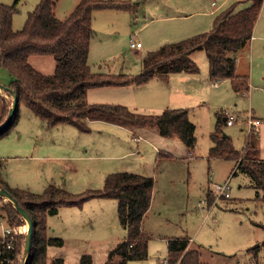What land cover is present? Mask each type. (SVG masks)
<instances>
[{"label":"rangeland","instance_id":"rangeland-1","mask_svg":"<svg viewBox=\"0 0 264 264\" xmlns=\"http://www.w3.org/2000/svg\"><path fill=\"white\" fill-rule=\"evenodd\" d=\"M14 1L0 0V3ZM37 1L18 0L17 11L12 16L14 30L23 26L27 12ZM132 1L131 11L93 10V37L88 51V63L93 71L137 73L140 60L148 50L210 29L216 15L230 6L235 9L246 6L239 0ZM77 2L57 0L55 15L64 18ZM160 31H163V41L158 39ZM130 37L143 46L130 48ZM192 58L199 67L192 85L196 96L190 101H178V104L188 105L189 117L195 125L192 148L176 136L160 135L156 126L124 120L89 118L88 132H81L71 124L45 128L20 103L17 123L8 135L0 138L5 178L11 186L35 192L48 183L80 192L101 187L109 172H140L154 179L150 206L142 220V228L150 238L147 257L128 261V264H164L166 240L173 237L188 238L189 248L199 250L202 264H264V246L261 245L264 241V201L257 197L250 178L234 168L235 159L208 158L212 144L209 134L214 128L216 112L235 116L234 124H224L223 130L238 150L244 146L250 116L264 120V0L249 43L237 52L235 71L248 75L246 93H235L229 79L218 80L215 84L210 80L204 50H194ZM9 80L7 70L0 68V81L7 83ZM150 85L92 87L86 99L90 103H120L142 113H156L158 104L147 94ZM0 94L10 106V94L1 88ZM257 129V156L264 158V121ZM233 169L234 174L231 173ZM225 181L229 184V197L213 190L216 183ZM207 192L211 204L206 202ZM103 201L106 230L113 239L125 236L116 200ZM7 202L0 196V238H8L16 251L14 264H20L27 224L19 214L9 217L3 209ZM66 208L60 207L58 214L47 217V235L63 239L62 245L53 246L59 252H66L61 264H81L77 252L90 248L91 227L82 222L80 216L76 222L68 218ZM93 217L96 220L98 216ZM39 230L41 234L45 232ZM70 234L77 236L75 241ZM108 244L104 242L105 246ZM257 244L261 246L256 254L248 251ZM86 253L91 254L92 264L103 263L102 253ZM46 254L47 264H52V245L47 246Z\"/></svg>","mask_w":264,"mask_h":264},{"label":"trees","instance_id":"trees-1","mask_svg":"<svg viewBox=\"0 0 264 264\" xmlns=\"http://www.w3.org/2000/svg\"><path fill=\"white\" fill-rule=\"evenodd\" d=\"M56 1L38 0L33 9L27 12L23 26L17 30L12 28V16L17 11L18 0L12 4L0 3V68H5L10 76L7 83H0L17 97L14 116L0 131V138L8 135L17 123L18 107L23 103L45 128L71 124L81 132H88L89 118L124 120L156 126L160 135L176 136L192 148L195 125L187 108L167 107L156 113H142L120 103H90L86 94L92 87L140 86L154 76L167 80L172 73L195 74L199 67L191 54L198 49L205 51L208 76L212 82L229 79L235 93L242 94L249 90L248 75L235 71L236 58L237 52L252 37L263 0H249L250 4L241 9L230 6L216 15L210 29L148 50L140 60V70L134 74L95 72L88 63L89 44L93 37V10L113 8L131 11L134 7L132 0H78L62 19L55 15ZM32 54L52 55L54 71L43 74L36 70L28 61ZM9 107L0 94V122L6 117ZM224 124L225 115L221 111L216 112L214 128L209 134L212 144L208 149V158L235 159L234 168L250 178L257 197L264 201V158L257 156L258 129L247 131L244 146L238 150L230 136L223 135ZM4 163L0 158V187L5 188L26 209L33 222L32 246L26 264H47V246L63 244L62 238L47 235V217L57 214L61 206L80 207L92 198L115 199L119 222L125 230L124 239L108 251L104 264H108L123 247L126 248V260L121 264L147 257L150 236L143 230L142 220L151 202L152 176L121 170L107 173L102 186L98 188L71 192L60 185L48 183L41 191L35 192L11 186L3 174ZM234 170L232 174L236 172ZM206 202L212 203L208 192ZM3 209L11 218L19 214L10 202ZM40 228L45 232L41 234ZM8 241V238H0V264H14L16 251ZM166 245L164 264H202L199 250L189 248L188 238H167ZM261 245L264 246V241ZM261 245H254L248 251L256 254ZM62 262L61 257H56L51 263ZM91 262L90 254H81V264Z\"/></svg>","mask_w":264,"mask_h":264},{"label":"crops","instance_id":"crops-1","mask_svg":"<svg viewBox=\"0 0 264 264\" xmlns=\"http://www.w3.org/2000/svg\"><path fill=\"white\" fill-rule=\"evenodd\" d=\"M239 1L245 3L246 6L250 4L249 0H239ZM212 4H214V1L212 2ZM161 32L163 31L158 32L159 33L158 39H160L159 41H163L162 40L163 38H161ZM142 46L143 45L141 44V47ZM191 57H192V54H191ZM28 61L36 70L40 71L43 74H51L55 68V60L53 56L50 54H32L28 57ZM235 70H236V67H235ZM193 76L194 74L192 73L178 72V73L170 74L167 80H162L159 77L154 76L150 80L154 79L155 81L148 80L146 83H144V85L151 83V85L148 87L147 94L149 95V98H151L154 103L158 104L155 111L159 112L162 109L167 108V107L186 108L188 105L178 104L179 103L178 101H183V100L190 101L194 96H196V94L193 92L195 87L193 88L192 86L196 82V81H193L194 80ZM215 82L216 81H214V84ZM130 85H133V84H130ZM130 85H126V86H130ZM102 87H109V86H102ZM126 171H130V170H126ZM106 199L108 198H92L88 201H85L80 207L79 206H61V207H67L65 212L68 213L67 215L68 218H71V220L76 222L78 220V217L80 216V218L82 219V222L87 223L91 227L92 233L90 232L89 236L92 239V243L90 244L89 249L86 248L82 252H85V253L91 252L94 255L96 253H102V258H103L102 264L105 263L108 251L111 248H113L118 242L124 239L123 238L124 236L113 239L111 237V233H109L106 230L108 225L103 215V211L105 210H102L103 208L105 209L104 207L105 201L103 200H106ZM59 210H58V213H59ZM116 211H117V201H116ZM93 216H98V217L95 220ZM54 230L55 229L53 228V231ZM78 235L79 233H77V236ZM70 236L73 239V241H75V238H77V236L73 237V234H70ZM105 241L109 242L107 246L104 245ZM82 252H79V253L77 252V254L81 256V254H84ZM65 253L57 251V249L53 248L52 246V259L56 257H61L64 262L65 257H66ZM125 260H126V248L123 247L113 255L111 261H109L108 264H121L125 262ZM90 264H92V262ZM126 264H128V261L126 262Z\"/></svg>","mask_w":264,"mask_h":264},{"label":"water","instance_id":"water-1","mask_svg":"<svg viewBox=\"0 0 264 264\" xmlns=\"http://www.w3.org/2000/svg\"><path fill=\"white\" fill-rule=\"evenodd\" d=\"M0 87L4 91H6L8 94H10L12 98L7 115L3 119V121L0 122V131H2L11 122L14 116V113L17 108V97L14 94V92L8 87H6L4 84L0 83ZM223 135L226 136V133H223ZM0 196L4 197L12 204V206L16 209V211L25 220L27 224V230H26L24 245H23L22 260L20 262V264H26L30 256L31 246H32V236H33L32 219L30 215L28 214V212L26 211V209L20 206L17 200L5 188L0 187Z\"/></svg>","mask_w":264,"mask_h":264},{"label":"built area","instance_id":"built-area-1","mask_svg":"<svg viewBox=\"0 0 264 264\" xmlns=\"http://www.w3.org/2000/svg\"><path fill=\"white\" fill-rule=\"evenodd\" d=\"M129 47L130 48H140L141 42L130 37ZM262 121H264V120H261L260 118H257V117L250 116V119L248 121L249 129L247 131H249L251 129V127L257 129V127L262 123ZM234 122H235V116L232 113H225V124L226 125H232V124H234ZM213 190L219 194L224 195L225 197H229L228 181H225L224 183H221V184L216 183L213 187ZM7 246L9 247V244H7Z\"/></svg>","mask_w":264,"mask_h":264},{"label":"bare ground","instance_id":"bare-ground-1","mask_svg":"<svg viewBox=\"0 0 264 264\" xmlns=\"http://www.w3.org/2000/svg\"><path fill=\"white\" fill-rule=\"evenodd\" d=\"M1 88V87H0ZM2 89V88H1Z\"/></svg>","mask_w":264,"mask_h":264}]
</instances>
